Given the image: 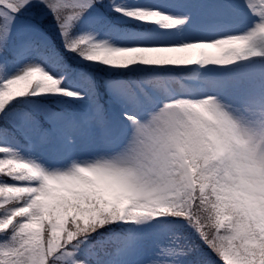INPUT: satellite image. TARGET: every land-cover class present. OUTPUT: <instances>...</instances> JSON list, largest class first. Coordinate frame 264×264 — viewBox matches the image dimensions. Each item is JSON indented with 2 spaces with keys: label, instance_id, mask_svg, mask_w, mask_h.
Here are the masks:
<instances>
[{
  "label": "snow or ice",
  "instance_id": "snow-or-ice-1",
  "mask_svg": "<svg viewBox=\"0 0 264 264\" xmlns=\"http://www.w3.org/2000/svg\"><path fill=\"white\" fill-rule=\"evenodd\" d=\"M179 7L188 10L122 0H0V69L19 65L0 79V141H5L0 161L25 166L0 170V264H264V225L245 229L233 221L227 232L219 225L209 231L200 219L201 202L207 203L217 183L218 161L210 152L183 137L150 138L166 104L205 97H211L212 107L216 100L227 101L251 135L264 133V66L259 87L240 75L215 77L210 90L183 83L204 75L198 68L179 76L139 66L127 69L126 77L115 76L111 67L102 74L59 54L56 37L39 15L50 13L66 52L98 62L92 68L212 64L243 69L253 63L242 60L246 57L264 65V48L258 47L264 45L259 32L264 0L200 4L196 15L192 6ZM26 8L36 15L26 32L15 31L16 17ZM233 9L251 12V26L220 29L224 14ZM137 20L165 29L198 24L209 34L177 41ZM228 36L247 37L253 54L224 62L179 58ZM171 81L194 95L168 91ZM8 141L46 150L50 160L37 163L39 156L26 158ZM106 221L133 223L99 231Z\"/></svg>",
  "mask_w": 264,
  "mask_h": 264
},
{
  "label": "clouds",
  "instance_id": "clouds-1",
  "mask_svg": "<svg viewBox=\"0 0 264 264\" xmlns=\"http://www.w3.org/2000/svg\"><path fill=\"white\" fill-rule=\"evenodd\" d=\"M259 32L264 34V26ZM209 48L217 51L210 52ZM253 52L247 37L228 36L201 46L195 52L181 53L179 58L194 56L200 62L210 59L224 62ZM210 99L166 104L154 123L150 138L165 141L169 137H183L208 150L218 161L215 166L217 183L206 196L207 203L201 202L198 213L209 231L219 225L227 232L233 228V221L245 229L254 223L264 225V133L251 135L249 126L232 113L227 101L216 100V106L212 107L208 104ZM6 165L13 171L25 167L16 161H0V170Z\"/></svg>",
  "mask_w": 264,
  "mask_h": 264
},
{
  "label": "rangeland",
  "instance_id": "rangeland-1",
  "mask_svg": "<svg viewBox=\"0 0 264 264\" xmlns=\"http://www.w3.org/2000/svg\"><path fill=\"white\" fill-rule=\"evenodd\" d=\"M207 0H202V4L203 2L206 3ZM36 0H33V4H35ZM124 3H128V4H144V3H149V4H158L156 2V0H125ZM30 10V11H33L31 8H26L24 10ZM174 11H186L188 9H185V8H182L181 10H175L173 9ZM34 12V11H33ZM44 12H47L46 10H44ZM248 15H253L251 12H247ZM27 20L30 21V24L29 23H25L22 18H19V17H16V23L14 25V30L15 31H24L26 32L31 23H32V18L28 17ZM251 26V23L250 21L248 20L247 24H243V25H238V24H227V25H224L223 27H221L220 29H222L223 31L225 32H238V31H244L246 30V28L250 27ZM161 32H166L168 34H170L175 40L179 41L181 38H184V39H191V38H198V37H201V36H204V35H208L209 33L206 32L205 30H203L198 24H189V25H185L183 27H180L178 30H167L165 28H162V29H159ZM113 43H115V40H116V37L115 36H110L109 37ZM258 47L262 48V45H258ZM208 51L210 52H214L215 50L214 49H209ZM174 65H167V67H173ZM19 68V65H16L14 67H9L7 72H6V77L8 75H11L12 73H14L15 71H17V69ZM223 68V66H219V65H212V64H209V65H204L203 66V69L205 70L204 72V75L207 74V73H210L212 71H216V70H221ZM243 76H248L249 78L253 79L254 82H255V85L257 87L260 86L261 84V73L260 71H254V70H251V71H247V72H244L242 74ZM203 81H204V88L205 89H211L215 83L210 79V78H203ZM36 156H39L40 159H38L36 162L37 163H41V164H45L47 161L50 160V154L46 151V150H43V149H40V148H33L32 149V154H31V159H35ZM257 211H259V209H257Z\"/></svg>",
  "mask_w": 264,
  "mask_h": 264
},
{
  "label": "trees",
  "instance_id": "trees-1",
  "mask_svg": "<svg viewBox=\"0 0 264 264\" xmlns=\"http://www.w3.org/2000/svg\"><path fill=\"white\" fill-rule=\"evenodd\" d=\"M188 1H192V0H158V3L162 4V5H168V6H173V8H181L179 7L180 5H185L186 2ZM226 1L225 0H209L208 3H225ZM228 3V2H226ZM192 8V7H191ZM36 13L34 14L33 17H35ZM40 17L45 19L46 21V27L48 29V32L51 34V36H56L58 37V41L60 44H62V42L59 40V36H58V33L56 32V29L54 27V21L52 20V17H51V14L48 13V12H40ZM247 17V13L244 12V11H235V9L233 10H230L228 12H226L224 14V17L221 21L220 24L224 25V24H227V23H242L243 21V18H246ZM247 20V18H246ZM244 20V21H246ZM53 26H49V25H52ZM50 27V28H49ZM22 32V31H20ZM54 47H56V50L59 54H61L62 56H65V57H68L69 56V53L66 52V50L62 47V45L59 47L57 45V41L54 45ZM65 51V52H64ZM250 58L252 57H246V58H242L243 61H247L249 60ZM81 61H85V60H81ZM236 63H240V61H235L233 62V64H236ZM88 64H93V62H88ZM142 67V68H156V69H165V65L163 66H155V65H137V64H132V65H127V66H106V65H103V67L105 68H115L117 69L116 72H120V71H124L123 73V77H126L127 76V69L129 68H134V67ZM224 66V69H225V73L222 71L223 74H215V73H208V74H205L204 77L205 78H210L215 84L217 83L216 80H214L213 78L215 77H228V76H240L242 75V72H247V71H251V70H254V71H259V69L264 66L262 65L261 61H258V60H254L253 64L249 67V66H245L243 69H233L231 65H223ZM173 82L175 81H171L169 82L170 84H172ZM186 86H188L189 88H192L190 87L189 85H187V83L183 82ZM178 89L179 91L181 92H185V93H193V92H186L184 91L180 84H178ZM40 96H45V95H59V94H39ZM66 100H68L69 102H71L72 98L70 97H65ZM2 142V141H0ZM5 142V141H4ZM11 147L13 148H18V151L20 152L21 155H23L24 157H26V153H25V144H20V145H17L15 142L14 144H10ZM27 158V157H26ZM109 229V228H108ZM105 225H102L99 227V231L101 232H104V231H107L108 230ZM148 251H152V247L151 245H149Z\"/></svg>",
  "mask_w": 264,
  "mask_h": 264
}]
</instances>
